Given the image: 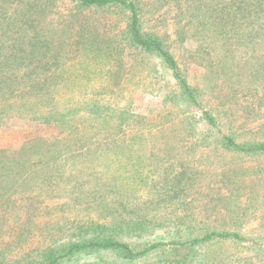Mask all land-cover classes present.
Segmentation results:
<instances>
[{
    "label": "rangeland",
    "instance_id": "obj_1",
    "mask_svg": "<svg viewBox=\"0 0 264 264\" xmlns=\"http://www.w3.org/2000/svg\"><path fill=\"white\" fill-rule=\"evenodd\" d=\"M138 2L144 9V32L163 37L200 107L186 100L160 57L135 45L130 11L117 4L85 8L79 0H51L44 17L56 32H78L62 64V68L71 66L74 74H65L63 82L77 87L88 84L86 90L80 87L76 99L100 101L97 108L104 111L99 116L81 109L75 113V125L83 132L105 129L107 136L96 137L87 148L88 156L62 168L65 179L29 178L18 183L25 186L10 191L17 209L0 211V262L42 264L49 248L58 251L80 239L114 238L140 251L157 237H167L164 229H152L154 225L166 226L171 218H180L196 232L215 227L246 240L209 242L202 255L230 260L229 264L238 260L237 264H264V152H239L224 140L230 136L246 147L264 145V100L260 95H236L226 103V88L212 91L208 71L195 61V43L176 39L180 32H175L173 15L156 11L155 0ZM81 32L88 39L85 52L78 46ZM100 47L105 57L96 58L100 66L94 68L93 54H99ZM95 93L99 96L92 99ZM207 114L219 117L223 125L211 126ZM60 133L56 123L38 115H11L0 125V151H18L38 139L66 137L67 133ZM74 153L82 154L81 150ZM64 204L69 205L64 209ZM101 209L106 213L98 218ZM65 221L73 227L59 230ZM93 222H100L103 229L74 236L78 228L85 230ZM142 225H148L143 233L138 232ZM162 252L134 263L114 250L84 260L153 264Z\"/></svg>",
    "mask_w": 264,
    "mask_h": 264
},
{
    "label": "trees",
    "instance_id": "obj_2",
    "mask_svg": "<svg viewBox=\"0 0 264 264\" xmlns=\"http://www.w3.org/2000/svg\"><path fill=\"white\" fill-rule=\"evenodd\" d=\"M79 1L85 8L117 4L130 11L131 39L135 45L146 47L160 57L183 88L186 100L200 107L195 90L180 74L177 59L171 48L165 45L163 37L144 32L141 17L144 9L139 2L137 5V0ZM154 4L156 11L167 10L166 14L173 15L175 32H180L176 33V39H190L195 43L197 47L192 55L208 71L212 91L221 92L223 87L226 88V103L236 95H260L264 100V0H155ZM50 5L51 0H0V125L11 115H38L43 120L56 123L60 135L67 133L62 139L30 141L18 151H0V211L3 212L17 209L10 191L16 185L25 186L23 182L18 183L41 176L52 180L65 179L66 173L61 172L62 168L78 157L88 156L91 152L87 148L92 146L96 137L104 139L107 136L105 129L83 132L75 125V113L81 109L99 116H103L104 111L97 108L100 101L78 102L76 99L80 87L86 90L90 87L88 84L77 87L74 82H63L65 74H74L71 66L62 68V64L70 55L66 48L72 46L71 41L78 32H56L54 24L44 17ZM85 34L81 32L78 40V46L84 52L88 41ZM100 48L99 54H93L91 66L94 68L100 66L95 59L104 60L105 57L104 47ZM98 96L99 93H95L92 99ZM219 96L222 98V94ZM206 119L213 127L223 125L219 117L215 119L207 114ZM224 140L239 152H264V145L246 147L237 144L230 136H225ZM76 150H81L82 154L76 156ZM31 165L34 167L29 168ZM68 205L64 204L62 208ZM87 207L92 208L90 205ZM105 213L101 209L98 218ZM71 224L65 221L58 228L64 231L72 228ZM161 225L156 224L152 229H164L167 237H157L140 251L114 238L80 239L61 247L58 249L60 252L49 248L45 253L47 260L42 264H70L72 261L99 264L97 260L84 259L109 250L118 251L130 263L162 250V255L157 253L160 259L153 264H229L230 260L202 255L201 249L212 241H246L239 233L224 232L215 227H204L196 232L180 218H171L170 224ZM147 226L138 227V232L148 230ZM103 227L100 222H93L85 230L78 228L74 236L80 238L83 231L90 234ZM239 261H234V264Z\"/></svg>",
    "mask_w": 264,
    "mask_h": 264
}]
</instances>
